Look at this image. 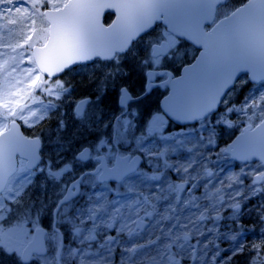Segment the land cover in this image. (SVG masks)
Segmentation results:
<instances>
[{
	"label": "snow or ice",
	"instance_id": "6c2138e0",
	"mask_svg": "<svg viewBox=\"0 0 264 264\" xmlns=\"http://www.w3.org/2000/svg\"><path fill=\"white\" fill-rule=\"evenodd\" d=\"M40 6L50 8L41 12ZM105 9L115 12L107 27L101 23ZM13 11L23 24L21 32L35 33L36 40L26 35L23 44L0 42L5 49L0 51L4 57L0 65L4 72L0 252L13 257L16 264H117L118 249V264H232L235 256L248 251L255 253L249 264H264V240L246 246V229L239 223L248 200L264 199V0H0V19L7 25L18 23L10 19ZM37 17L46 26L37 28ZM158 24L161 30L149 36L146 56L138 60L146 69L143 88L133 94L126 84L119 87L120 113L113 117L115 139L100 137L83 144L72 162L61 164L60 153L88 126L89 106L99 105L109 81L115 86L117 77L128 75L122 62L129 55L137 58L135 45ZM7 31L12 33L11 28ZM185 41L198 45L200 55L195 64L185 67L187 75L176 80L160 69L165 59H182ZM38 42H42L40 47ZM94 58L112 65L103 73L100 95L94 101L74 100L70 82L58 76L52 79L55 73L71 71L74 65ZM25 59L27 67L23 66ZM241 71L249 74L253 89L236 104L231 101L236 74ZM13 73L31 78L30 94L15 101L9 97L20 90L14 93L11 89L22 81ZM44 73L48 80L43 79ZM165 76V85L181 86L174 92L172 108L163 115L154 114L133 135L131 151L116 152L115 144L130 143L125 137L134 128L130 117L136 115L130 104L146 97L155 79ZM36 89L46 102L37 103L39 98L32 94ZM220 106L224 111L213 124L212 115ZM65 108L79 122L67 139L63 135L68 129ZM231 113L237 115L236 121L228 119ZM164 115L182 122L198 121L199 127L165 134ZM52 119L56 126L50 132L55 139L50 143L57 160L49 159L41 167L40 137H24L16 121L34 127ZM237 123L244 125L241 135L213 153L215 126L231 128ZM105 148L109 151L103 152ZM227 158L241 162L239 172L218 164ZM86 162H93L94 167L76 174L74 166L83 167ZM38 173L60 184L50 234L38 224L47 206L43 202L37 206L29 194ZM69 174L71 180L65 181ZM249 178L251 183L245 184ZM201 187L204 192L197 196ZM226 209L231 211L228 217L223 215ZM256 210L264 222V202ZM226 219L236 228L225 225L228 231H221V221ZM60 224L68 225L67 244ZM46 239L55 241L51 255ZM221 241L229 247L221 248ZM225 251L231 254L225 257Z\"/></svg>",
	"mask_w": 264,
	"mask_h": 264
},
{
	"label": "flooded vegetation",
	"instance_id": "af4514ba",
	"mask_svg": "<svg viewBox=\"0 0 264 264\" xmlns=\"http://www.w3.org/2000/svg\"><path fill=\"white\" fill-rule=\"evenodd\" d=\"M54 2H63V0H54ZM233 3H238V0H233ZM45 8L40 6V10ZM113 19V14L110 12H104L101 16V23L104 26H107ZM162 25L154 26V30L150 32L149 35H145L142 37L141 43L135 45V52L137 54V58L133 59L131 55L127 59L122 62L123 67L128 72V75L125 77H117L115 81V86L113 83L109 81L106 85V91L100 99L99 105H91L88 108V112L90 115V119L87 121L88 126L81 128L79 131L78 138L75 142H73L67 151L60 153V162L68 163L73 161V156L78 152L81 145L94 143L100 137H112L115 139V125L113 121V117L120 113V107L118 105V95H119V87L121 85L126 84L133 94H138L144 85V72L146 69L141 68L138 65V60L143 59L146 56V48H143L149 39V36L155 37L159 31L161 30ZM7 40H0V42H5ZM144 43V44H142ZM37 44H41L38 42ZM0 51H5L2 47H0ZM181 51L186 53L182 59H165L163 61V67L160 71L170 72L172 77L176 80L179 79L181 75V71L184 67L190 65L195 59L198 50L193 48L186 42H182ZM4 58V57H0ZM26 62V61H25ZM1 65V64H0ZM112 67L110 63H105L102 60L94 58L92 61H87L83 63H78L72 67L71 71L65 70L63 73H56L53 76V80L58 76L62 81L70 82L73 86L72 98L74 100H79L82 98H91L93 101L96 99L98 95H100L98 91V87L100 85L101 80L103 79V73L107 71L108 68ZM4 73L0 70V82L2 80L1 74ZM43 75L44 80H48L49 77L47 75ZM168 77H157L154 82V86L152 87L149 94L141 99L139 102H133L130 104L131 109H135L136 115L134 117H130L132 119L134 128L131 130V133L128 134L125 139L133 143L132 146L125 145V143L115 144L114 149L116 152L124 153L126 150L131 151L135 145L132 141L133 135H138L146 126L151 117L156 114H164V109L162 107V103L164 102V108L168 103L166 102L167 97L171 93V87L173 84H164V81L167 80ZM246 79V75H241L236 84L241 83ZM51 83V81H49ZM39 92V89L36 90ZM38 97L37 94H34ZM26 96V95H25ZM21 96L20 99H22ZM46 102V97L43 100ZM25 103H30V100H23ZM223 106L218 107L217 111L220 110ZM98 109H102V112H98ZM66 113H68L66 119L68 122L67 133L63 134L67 139L72 133L79 128V122L75 121L71 118V114L68 109H64ZM3 112V108L0 106V113ZM215 114V113H214ZM212 115V118L214 116ZM97 116L99 119H97ZM165 125H164V133L168 134L175 130V128L179 127L178 124L173 120L172 115H164ZM17 124L20 125L19 131L23 134L24 137L34 138L39 136L41 139V145L39 149V155L41 157L40 165L44 167L47 164V161L51 159L54 163L57 160L56 154L53 150V146L50 141L55 139V133L50 132V129H54L56 126V120L52 119L50 121L41 122L40 124L35 125L34 127H27L24 125L23 121L17 120ZM199 124L198 121H193L190 124H183L182 126H197ZM107 125V127L105 126ZM103 152H108L109 149L105 148L102 150ZM111 166V165H109ZM143 167V165H140ZM59 167V165H57ZM94 167L93 162H86L83 167L80 165L74 166V172L79 174L84 168L91 169ZM71 174L64 177L65 181L71 180ZM35 185L29 190V194L33 200L37 201V206H39V202H43L46 205V211L41 214L38 220L39 226L45 231V233L50 234L54 229L52 227L53 224V216L52 210L55 207V201L57 199V193L60 189L59 183H54L51 180H47L44 173H38L36 176ZM114 183V182H110ZM43 185V186H41ZM60 232L63 234V242L67 244L70 239V233L68 230V225L60 224L59 225ZM141 243L144 241L141 240ZM46 246L49 247V254H52V249L55 246V241L45 240ZM73 246H75L73 244ZM117 264L119 261V249L116 253ZM0 264H16V261L13 257L6 256L3 252H0ZM35 264V262H33Z\"/></svg>",
	"mask_w": 264,
	"mask_h": 264
},
{
	"label": "rangeland",
	"instance_id": "374dc122",
	"mask_svg": "<svg viewBox=\"0 0 264 264\" xmlns=\"http://www.w3.org/2000/svg\"><path fill=\"white\" fill-rule=\"evenodd\" d=\"M10 19H17L18 23L16 25H7L6 20L0 19V40H7L5 42H8L10 40L13 43L19 42V43L23 44L24 43V37L26 35H31L33 41L36 40V34L35 33H32V32H30L27 29H25L23 33L21 32L23 24H21L19 22V16L14 11H13V15L10 17ZM36 21H37L36 22V27L37 28H39L41 26H46V25H42L41 18L37 17ZM23 23L24 24H29L30 21H24ZM4 25H7V27L6 28L2 27ZM7 28H11L12 29V33L11 34L8 33ZM142 44H144V43H142ZM143 48H146V47L144 46ZM8 51H10V50H8ZM3 59L4 58H0V64L1 65L3 64ZM28 65H29V62L25 59L23 66L27 67ZM1 76H2V80L0 82V106H1V108H3L4 89H3L2 85H3V81H4V73H2ZM13 76L15 77L16 80H21L22 81L21 84H19L16 87L11 89V91L14 92V93L17 92L18 89L20 90L19 94L17 96L9 97L10 100L15 101V100L20 99L21 96H25V95H29L30 94V92H31V87H30L31 86V78L25 77V76H23V74H17V73H13ZM12 83H15V80H13ZM244 84H246V83H244V81L239 83L237 89H239L241 86H244ZM252 89H253V83H251L250 85H248L245 88L244 96L246 94H248V92L251 91ZM32 94H37V95L39 94L38 95L39 100L37 101V103L39 101L43 100V98L45 97V96H42L40 94V91L36 92V90ZM243 97H242V99H243ZM242 99H241V101H242ZM62 111L65 112L64 109H62ZM216 119H217V117H216ZM228 119L232 120V121H236L237 120V115L235 113H231V114L228 115ZM240 124L241 123H237L234 127H231V128H229V127H227L225 125H216L215 126V146L212 149L213 153L219 152L220 149L224 148V144L223 143L225 141H227L231 137V135L233 134L234 131H237V130L240 129V127H241ZM196 127H199V125L196 126ZM175 131L176 130H174L173 132H175ZM66 133L67 132H65L64 134H66ZM205 135H207V133H205ZM125 145L132 146L133 143H125ZM213 159H215L214 155H213ZM218 164L220 166H222L223 168H225L226 170L227 169H233L236 172H239L240 167H241V163H235L229 158L220 160L218 162ZM171 178L173 180H178V177L176 175H174V174H172ZM244 183L245 184L251 183L250 178L249 179H245ZM203 192H204V189L201 187L200 189L196 190V195L199 196ZM262 202H264V199H262L261 197H256V198H252V199L248 200L242 206L243 215L240 217L239 223L241 225H243V227L246 229V231L244 233V237L245 238L248 237V236H246L248 233L256 234V235L264 238V236L261 235V230L264 229V222H262L260 220L259 215H258L257 210H256L257 206L260 203H262ZM223 215L225 217H228V216L231 215V211L226 209L224 211ZM225 225H231L232 228H236V224L235 223H233L231 220L226 219V220L221 221V231H228V228L225 227ZM220 247L224 248V249H227L229 247V244H228L227 241H221L220 242ZM230 254L231 253L228 252V251H225L223 253V255L225 257L229 256ZM254 255H255L254 252L245 251L243 254H239V255L235 256L233 258V260H232V264H249V261L251 260V258Z\"/></svg>",
	"mask_w": 264,
	"mask_h": 264
},
{
	"label": "water",
	"instance_id": "95a60500",
	"mask_svg": "<svg viewBox=\"0 0 264 264\" xmlns=\"http://www.w3.org/2000/svg\"><path fill=\"white\" fill-rule=\"evenodd\" d=\"M105 10H108V9H105ZM104 10V11H105ZM110 11H112V10H110ZM113 13H115L114 11H112ZM189 43H191V42H189ZM192 44V43H191ZM192 45H194V44H192ZM196 48H198L199 50H201L200 48H199V46L198 45H194ZM199 55H200V51H199V53H198V56L197 57H199ZM195 62H196V60L193 62V64H195ZM192 64V65H193ZM245 71H241V72H238L237 74H236V77L240 74V73H244ZM184 75H187L186 73H185V71H184V73H183ZM248 78H249V74H248ZM250 80V79H249ZM251 81V80H250ZM252 82V81H251ZM180 85H177V86H175V87H173L172 89H171V93H170V95H169V97H168V100L166 101L167 103H168V105H166V107L164 108V103H162V107H163V109L164 110H166V109H171L172 108V105H173V103H174V92L175 91H178L179 89H180ZM173 117V120L174 121H176L177 123H184V122H182V121H178V120H176L175 119V117L174 116H172ZM244 128V127H243ZM243 128H242V130H241V132L243 131ZM241 132L240 133H238L235 137H234V139L228 144V145H230V144H232L234 141H236V139H237V137H239L240 135H241ZM227 145V146H228ZM226 146V147H227ZM225 147V148H226ZM235 161H238V160H235Z\"/></svg>",
	"mask_w": 264,
	"mask_h": 264
},
{
	"label": "trees",
	"instance_id": "16d2710c",
	"mask_svg": "<svg viewBox=\"0 0 264 264\" xmlns=\"http://www.w3.org/2000/svg\"><path fill=\"white\" fill-rule=\"evenodd\" d=\"M233 101H235V102H238L239 101V97H238V95H235L233 98ZM246 236H248V237H246L244 240H243V243H245V245L246 246H250V245H252L253 243H261V241L262 240H264V238L263 237H260V236H258V235H256V234H251V233H248ZM248 252V251H247ZM243 254V253H242Z\"/></svg>",
	"mask_w": 264,
	"mask_h": 264
}]
</instances>
